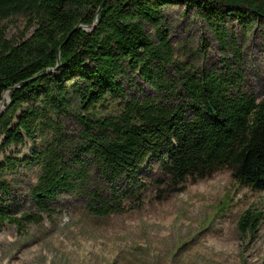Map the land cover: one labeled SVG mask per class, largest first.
<instances>
[{"label":"trees","instance_id":"16d2710c","mask_svg":"<svg viewBox=\"0 0 264 264\" xmlns=\"http://www.w3.org/2000/svg\"><path fill=\"white\" fill-rule=\"evenodd\" d=\"M100 2L0 0V100L7 95L0 149L30 143L28 156L0 159V226L20 233L39 222L45 201L86 189L90 166L110 184V198L88 191L86 206L96 215L119 210L118 202L133 195L147 160L172 187L229 169L237 183L264 190V93L257 99L238 88L239 46L220 18L262 20L264 0H104L95 13ZM172 2L205 19L221 49L218 66L173 56L161 12ZM15 16L23 30L7 37L5 22ZM132 74L152 92L127 93L120 77ZM68 116L78 124L75 133L64 130ZM21 166L36 173L27 188L36 213L7 208L5 174ZM258 218L245 209L238 230L254 231Z\"/></svg>","mask_w":264,"mask_h":264},{"label":"rangeland","instance_id":"374dc122","mask_svg":"<svg viewBox=\"0 0 264 264\" xmlns=\"http://www.w3.org/2000/svg\"><path fill=\"white\" fill-rule=\"evenodd\" d=\"M161 12L174 57L195 67L220 64L218 42L193 8L172 2ZM220 18L227 35L232 34L239 46V62L234 63L240 70L238 88L258 99L264 93V19L247 22L224 13ZM23 26L20 16L10 18L5 22V36L22 31ZM144 29L153 31L149 25ZM120 80L127 93L152 92L137 75ZM62 124L66 134L78 129L69 116L62 117ZM29 148L28 140L4 147L0 159L8 154L28 156ZM35 175L34 169L23 166L5 174L10 181L6 204L11 213H36L27 191ZM88 177L86 189L60 191L45 201L39 222L27 223L20 233L3 223L0 264H264V190L237 183L229 169L187 180L178 188L170 185L156 163L144 161L133 195L118 202L119 210L104 215L93 214L86 205L91 190L110 198V184L93 166L88 167ZM245 209L259 212L250 233H241L236 225Z\"/></svg>","mask_w":264,"mask_h":264},{"label":"water","instance_id":"95a60500","mask_svg":"<svg viewBox=\"0 0 264 264\" xmlns=\"http://www.w3.org/2000/svg\"><path fill=\"white\" fill-rule=\"evenodd\" d=\"M103 2H104V0H101V2L98 4V6H97V8H96V10H95V13L98 12V10L101 8ZM33 77H34V76H32V77H30V78H27V79L21 81L20 84H23V83L29 81V80L32 79ZM16 85H18V83H17ZM6 98H7V95H6L5 91H4L3 94H2V99L0 100V104H2V102H3L4 99H5V102H6V103H5L4 106L1 105L0 112H1V111L6 107V105H7V100H6Z\"/></svg>","mask_w":264,"mask_h":264}]
</instances>
